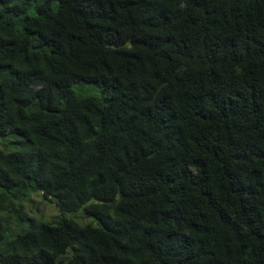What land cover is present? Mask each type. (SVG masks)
<instances>
[{
	"label": "trees",
	"instance_id": "1",
	"mask_svg": "<svg viewBox=\"0 0 264 264\" xmlns=\"http://www.w3.org/2000/svg\"><path fill=\"white\" fill-rule=\"evenodd\" d=\"M0 264H264V0H0Z\"/></svg>",
	"mask_w": 264,
	"mask_h": 264
},
{
	"label": "rangeland",
	"instance_id": "2",
	"mask_svg": "<svg viewBox=\"0 0 264 264\" xmlns=\"http://www.w3.org/2000/svg\"><path fill=\"white\" fill-rule=\"evenodd\" d=\"M100 86V83H85L81 85H74V90L82 94H99ZM78 87H80V89ZM24 204L29 214L44 219H49L56 213L55 204L52 201L41 199L38 194L29 195ZM73 216L80 222L87 221V219L91 220V218L89 217H82L80 212H78L77 214H73Z\"/></svg>",
	"mask_w": 264,
	"mask_h": 264
}]
</instances>
